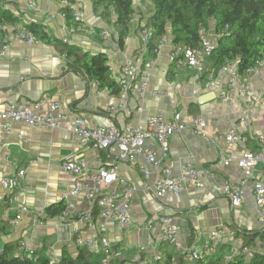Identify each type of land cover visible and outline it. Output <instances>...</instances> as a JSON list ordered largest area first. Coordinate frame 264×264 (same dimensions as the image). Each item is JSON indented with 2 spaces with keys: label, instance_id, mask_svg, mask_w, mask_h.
Instances as JSON below:
<instances>
[{
  "label": "crops",
  "instance_id": "0c3cea01",
  "mask_svg": "<svg viewBox=\"0 0 264 264\" xmlns=\"http://www.w3.org/2000/svg\"><path fill=\"white\" fill-rule=\"evenodd\" d=\"M77 3L83 19L71 32L59 15V0H36L33 10L26 6L25 0H16L15 5L0 1V7L9 8L21 19L18 23L39 22L48 33L69 38L70 44L92 53H105L109 77L118 88L116 93L109 92L107 86L90 91V84L87 86L78 74L62 73L65 60L52 45L14 39L6 44L7 48L0 53V109L5 104L22 103L32 107L40 102L36 111L46 112L50 103L58 102L64 117L57 127L0 121V129L10 130L0 139V202L8 196L15 198L12 204L6 203L0 209V220L8 216L13 220L7 233L0 236L1 244L18 240L25 249L37 251L53 262L64 252L76 256L81 247L75 242L77 234L97 240L105 236L113 245L119 244L118 248L124 249L123 261L111 264H142L147 258L161 255L155 231L159 228V217L169 215L178 227L179 240L187 247H203L206 233L223 227L227 233L222 243L228 244L229 252L233 246L243 245L242 239L235 237V229L261 232L255 236L254 246L263 249L264 224L258 219L252 179L242 186L243 199L239 206L231 205L222 187L226 182H241L244 174L234 160L243 150H257L258 137H264V64L250 75L252 92L243 96L238 92V82L229 85L227 72L217 71L215 75L209 73L201 78L210 71L208 57L202 58L196 68H176L168 59L173 47L168 36L160 43L155 56H148L147 51L145 54L137 28L138 18L143 15H136L130 22L124 46L119 48L113 26L93 12L91 1L77 0ZM101 29L110 32L107 38L98 35ZM150 57L154 63L147 69L144 62ZM127 58L140 59L142 70L128 92L129 113L120 107L123 91L116 82ZM210 78L213 86L205 83ZM243 78L239 76L237 81ZM144 81L147 88L140 100L137 92ZM156 89L163 94L152 95ZM110 100L114 101L116 110L108 108ZM138 106L141 111H137ZM249 108L252 116H248ZM158 114L164 118L177 116L185 123L194 118L204 122L201 132L185 129L171 136L168 152L163 157L158 142L150 139L145 143V148L161 158V164L171 167L173 173H178L182 165L190 164L201 179L200 186H185L178 197L168 202L153 196L152 185L158 171L142 156L134 162L120 160L114 152L81 143L69 128L75 116H83L89 126L115 124L122 128L145 124L149 117ZM241 117L245 118L244 124L240 123ZM233 127L247 135L244 144L225 140ZM225 155L233 160L225 163L222 158ZM65 159H83L90 170L102 166L116 168L117 179L99 187L98 194L123 193L125 187H132L128 201L125 202L123 195L117 200V204H127L129 225L123 226L114 218H102L98 208L85 197V190L71 194L76 177L62 168L61 162ZM19 170L24 171L23 178L9 193L1 181ZM253 176L264 186V163L254 168ZM57 204H63L64 211L49 217L47 208ZM5 211L8 216L4 215ZM88 214L90 219L86 220L84 216ZM140 246H145L143 253ZM88 248L96 252L94 246ZM17 252L21 253L22 249Z\"/></svg>",
  "mask_w": 264,
  "mask_h": 264
},
{
  "label": "built area",
  "instance_id": "2783aa9c",
  "mask_svg": "<svg viewBox=\"0 0 264 264\" xmlns=\"http://www.w3.org/2000/svg\"><path fill=\"white\" fill-rule=\"evenodd\" d=\"M144 0H132V4L136 7L138 4H142ZM26 6L33 10L36 7V0H25ZM61 6H66L69 9L70 14L75 21H81L83 19V11L80 9L77 0L75 2H69L68 0H60ZM62 19H65L64 12H59ZM134 20V18H133ZM71 32L74 30L70 26H66ZM109 31L101 29L98 31V35L103 38L109 36ZM140 42L144 48L143 52L146 54V43L151 36L149 29H142L140 32ZM17 40L27 42L29 44L37 42L31 32L28 31L24 23H12L5 22L0 23V53H3L7 48V43L10 40ZM166 37H163L161 42L166 41ZM63 41L69 42V38L63 37ZM201 46L198 49H194L187 46L172 47L168 59L176 67H198L201 59L207 56L213 49V37L205 31L200 30ZM158 52V49L156 50ZM154 63V58L150 57L144 62L145 68H150ZM141 60L138 58H127L122 64V70L116 77V82L122 89L120 95L121 105L127 113L130 112V108L127 104L128 92L131 90L133 82L136 77L142 73ZM264 64V61L258 60L256 63L247 68L242 75L243 80L237 81L240 76L237 73L236 62H226L222 65L218 72H227L229 74V85L237 84L238 92L245 96L250 95L252 92V86L250 84L249 77L253 73L257 72L259 66ZM206 85L213 86L214 81L212 78L207 80ZM98 82L91 81L89 89L90 91H98ZM147 88V83L144 81L141 83L138 90V96L142 100ZM152 95L163 94L161 90L156 89L151 92ZM264 98V87H263ZM40 106V102L34 103L32 107L22 103L5 104L0 109V121H22L29 126H38L42 124L49 125L51 127H57L60 123V119L64 117L60 103L52 102L49 105L46 112H38L36 109ZM110 110H116L114 101L110 100L108 103ZM141 106L137 107V111H141ZM248 116H252V109L247 110ZM245 118L241 117L240 123L244 124ZM204 126V122L200 119L194 118L190 123H185L178 119L177 116L172 118H164L158 114L149 117L145 124L129 125L119 128L115 124L89 126L86 119L83 116H75L72 120V124L69 127L78 137L81 143L89 144L93 147L104 149L109 152H114L116 157L126 162H134L138 156H142L147 163L152 165L158 172L152 185L153 196L160 201L168 202L176 198L183 187L187 185L200 186L202 184L196 169L190 165H182L178 173H173L172 168L169 166H163L161 164V158H157L155 154L145 148L146 141L154 139L158 142L161 157H163L169 149V139L171 136L178 134L185 129H194L201 132ZM8 127L0 129V139L2 136L9 134ZM248 139L246 134L240 133L236 127L231 128L225 135V140L229 142H238L244 144ZM258 149L255 151L243 150L239 157L234 161L242 169L244 174L240 183L226 182L223 185V192L228 196L232 206H239L243 199V184L249 179H252V194L255 205L258 209V219L264 224V186L253 176L254 168L264 163V137H258ZM225 163H229L233 160L229 155L222 157ZM1 166V155H0ZM61 166L66 171L73 174L75 178L73 189L71 194H78L85 190V197L94 206L97 207L98 214L104 218H114L121 225L127 226L130 223V216L127 213V204H117V200L120 195H123L126 200L132 194V187H125L123 193L110 192L104 194H98L99 187L107 185L117 179V171L115 167L102 166L97 170H90L87 163L83 159H65L61 162ZM145 172V170H144ZM24 171L19 170L14 175L7 176L2 179L3 188L12 193L14 189L19 185L20 180L23 178ZM147 175V173H145ZM13 196H8L7 204L14 202ZM25 210V208H22ZM8 212L5 211V216ZM86 220L90 219V214L84 216ZM13 220H10V224ZM103 229V228H102ZM227 232L223 227H216L208 231L205 235V241L203 247L193 248L183 245L179 240L178 227L173 222L172 218L168 215L159 217V228L155 231L156 242H166L170 245L174 253L183 254V258L187 261H194L201 256H207L216 252L218 246L223 242V238ZM75 242L80 246L92 247L97 253H102V264H111V262L121 259L124 255V249L115 248L113 243L105 236L97 239L84 238L77 234ZM100 243V245L98 244ZM20 249L26 252L27 256L33 255V250H27L24 248L23 243L20 244ZM145 246H140L139 250L144 251ZM253 248L245 245L233 246L230 252L225 256V259H230L234 255L242 254L245 259H249L253 255ZM158 256H154L156 258ZM147 260L142 264H147Z\"/></svg>",
  "mask_w": 264,
  "mask_h": 264
},
{
  "label": "trees",
  "instance_id": "16d2710c",
  "mask_svg": "<svg viewBox=\"0 0 264 264\" xmlns=\"http://www.w3.org/2000/svg\"><path fill=\"white\" fill-rule=\"evenodd\" d=\"M15 5L16 0H0ZM60 1V0H59ZM75 2L76 0H68ZM93 12L103 21L113 26L116 42L123 48L128 35L130 22L136 16L132 0H90ZM152 9L147 16H141L137 21L139 34L142 29H149L151 36L146 43L147 55L155 56L163 37L170 38L173 47L187 46L198 49L201 46L200 30L214 32L213 49L208 57L210 71L203 73L201 78L209 73L217 74L218 69L226 62H236L237 73L242 76L246 69L256 61H264V0H147ZM60 12L65 14V24L73 29L81 23L75 21L68 7L61 6ZM7 7H0V23L20 22ZM35 40L52 45L65 60L62 73L78 74L88 86L91 81H97L99 86H107L109 92L116 93L117 87L108 74V58L105 53H92L77 45L67 43L46 31L45 25L28 21L24 23ZM8 198L0 202V209L7 206ZM65 209L63 204L51 205L46 213L49 217L61 214ZM96 214L97 210L93 209ZM11 216L0 220V236L7 233ZM261 232H251L235 229V237L241 238L243 245L251 246L253 255L245 259L242 254L225 259L229 253L228 244L222 243L215 253L201 256L194 261H187L183 254L174 253L166 242H158L161 255L147 258V264H264V248L254 246L255 236ZM263 235V234H262ZM254 246V247H253ZM115 248L119 244H114ZM20 249V242L4 241L0 252V264H102V253L89 250L87 246L78 248L76 256L64 252L56 261H51L37 251L27 256ZM121 260L114 262L119 263Z\"/></svg>",
  "mask_w": 264,
  "mask_h": 264
},
{
  "label": "rangeland",
  "instance_id": "374dc122",
  "mask_svg": "<svg viewBox=\"0 0 264 264\" xmlns=\"http://www.w3.org/2000/svg\"><path fill=\"white\" fill-rule=\"evenodd\" d=\"M151 9H152V6H151L150 1L144 0L142 2V4H138L135 7L136 15L138 16L140 14V15L147 16L149 14V12H151ZM209 32H210L209 34H210L211 37L214 36V32H213L212 27L210 28Z\"/></svg>",
  "mask_w": 264,
  "mask_h": 264
},
{
  "label": "bare ground",
  "instance_id": "6f19581e",
  "mask_svg": "<svg viewBox=\"0 0 264 264\" xmlns=\"http://www.w3.org/2000/svg\"><path fill=\"white\" fill-rule=\"evenodd\" d=\"M62 39H63V38H62ZM36 41H37V40H36ZM67 43H68V42H67ZM187 186H189V185H187ZM193 186H194V185H193ZM178 196H179V195H178ZM178 196H177V197H178ZM161 242H163V241H161ZM156 243H158V242H156ZM140 252L143 253V251H140ZM152 257H153V256H152ZM119 260H120V259H119ZM145 260H147V259H145ZM145 260H144V261H145ZM142 263H143V262H142Z\"/></svg>",
  "mask_w": 264,
  "mask_h": 264
},
{
  "label": "water",
  "instance_id": "95a60500",
  "mask_svg": "<svg viewBox=\"0 0 264 264\" xmlns=\"http://www.w3.org/2000/svg\"><path fill=\"white\" fill-rule=\"evenodd\" d=\"M0 252H2V244H1V242H0Z\"/></svg>",
  "mask_w": 264,
  "mask_h": 264
}]
</instances>
